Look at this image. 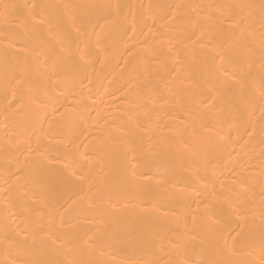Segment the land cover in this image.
<instances>
[{
    "label": "bare ground",
    "instance_id": "obj_1",
    "mask_svg": "<svg viewBox=\"0 0 264 264\" xmlns=\"http://www.w3.org/2000/svg\"><path fill=\"white\" fill-rule=\"evenodd\" d=\"M223 262H264V0H0V264Z\"/></svg>",
    "mask_w": 264,
    "mask_h": 264
},
{
    "label": "snow or ice",
    "instance_id": "obj_2",
    "mask_svg": "<svg viewBox=\"0 0 264 264\" xmlns=\"http://www.w3.org/2000/svg\"><path fill=\"white\" fill-rule=\"evenodd\" d=\"M225 247H227V243L225 242ZM223 264H227V262H223ZM264 264V262H262Z\"/></svg>",
    "mask_w": 264,
    "mask_h": 264
}]
</instances>
